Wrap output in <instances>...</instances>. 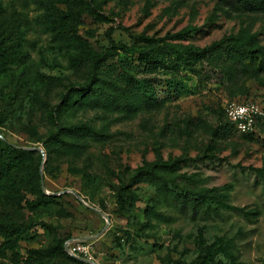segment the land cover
Masks as SVG:
<instances>
[{"label":"rangeland","instance_id":"rangeland-1","mask_svg":"<svg viewBox=\"0 0 264 264\" xmlns=\"http://www.w3.org/2000/svg\"><path fill=\"white\" fill-rule=\"evenodd\" d=\"M242 30L264 45V2L0 0V133L36 148L2 177L0 264H91L71 241L97 264H264V64Z\"/></svg>","mask_w":264,"mask_h":264},{"label":"trees","instance_id":"trees-1","mask_svg":"<svg viewBox=\"0 0 264 264\" xmlns=\"http://www.w3.org/2000/svg\"><path fill=\"white\" fill-rule=\"evenodd\" d=\"M242 1L244 3H246L247 5L253 4V0H242ZM259 1L264 2V0H259ZM253 38H254L253 34L246 33L242 30L239 33V35L229 38L228 41H230L232 43H236V44H238L244 48H248L249 52L252 55L254 53H256L257 56L260 57L262 64H264V45H256V47H254V48H249L247 46V43L249 42V40H251ZM223 43H224V41L222 40V41L213 42V43L206 45L204 47H198L195 45H184L181 48H179L173 44L166 43L163 45L162 48L176 52L177 54H180V55L192 54V55L198 56L200 54L210 52V51L220 47ZM143 54H144V57L157 58L159 56V51L157 50V48L153 47V48H150L149 50L144 51ZM99 59H100V57H98V56L91 58V70H90L89 77H88L87 81L83 85H81V87L76 91V93L83 92V91L91 88V85L93 84V82L97 78V63H98ZM52 117H53V122H54L56 129L50 134V136H51V138L58 139L63 134L62 133L63 127L60 123L59 118L57 117V113L53 114ZM0 144H2V146H3L0 149V151H1L0 152V185H2V179H3L2 177H4L6 174L11 175L12 174L11 171L19 169L22 166V158L23 157L26 158V156L35 153L36 148H25V147H29V146H23V145H20L22 147H17L14 145L15 143H12V142L6 140L1 135V133H0ZM43 152H46V151H43ZM37 168L35 171V175H36V178H38V180L40 181V187H41L40 172L42 171V173H43L42 164H40L39 167H37ZM229 187H230V185H227V188H229ZM120 204H122V202H119V205ZM218 204L224 208L234 209V210H238V211L244 210L242 207H238V206L228 204L223 199H220L218 201ZM62 249L65 252L64 244H62ZM70 257L72 259H74L75 261H78L80 263L84 262L79 258L73 257L72 255H70Z\"/></svg>","mask_w":264,"mask_h":264},{"label":"built area","instance_id":"built-area-1","mask_svg":"<svg viewBox=\"0 0 264 264\" xmlns=\"http://www.w3.org/2000/svg\"><path fill=\"white\" fill-rule=\"evenodd\" d=\"M228 118L237 122V127L242 131L252 129L254 124V114H258V109L253 105L242 104H229L226 107ZM68 253L76 258H88L89 249L87 245L80 241H71L68 244Z\"/></svg>","mask_w":264,"mask_h":264},{"label":"water","instance_id":"water-1","mask_svg":"<svg viewBox=\"0 0 264 264\" xmlns=\"http://www.w3.org/2000/svg\"><path fill=\"white\" fill-rule=\"evenodd\" d=\"M14 145L17 146V147H22V146L17 145V144H14ZM25 148H33V147H25ZM37 149H40V151L43 152V150L41 148H37ZM40 177H41V188L43 190H45V184H44V181H43V173H42V171L40 172ZM54 194H59V192H56ZM98 212L101 213L102 215H104L103 212H101V211H98ZM65 250L68 252V245L67 244L65 245ZM79 259H81L82 261H84L86 263L97 264V262H95V261H93L91 259H88V258H79Z\"/></svg>","mask_w":264,"mask_h":264}]
</instances>
